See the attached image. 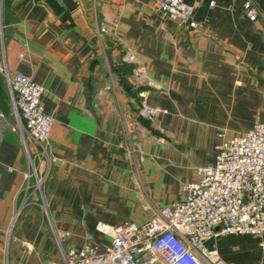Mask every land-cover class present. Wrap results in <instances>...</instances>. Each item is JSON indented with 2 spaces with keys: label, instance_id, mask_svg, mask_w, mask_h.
Returning a JSON list of instances; mask_svg holds the SVG:
<instances>
[{
  "label": "crops",
  "instance_id": "crops-1",
  "mask_svg": "<svg viewBox=\"0 0 264 264\" xmlns=\"http://www.w3.org/2000/svg\"><path fill=\"white\" fill-rule=\"evenodd\" d=\"M184 1L197 28L159 0H0V58L44 87L57 158L37 156L0 73V264H62L88 234L103 250L99 222H142L182 200L218 132L264 122V22L246 0ZM229 236L217 244L231 261Z\"/></svg>",
  "mask_w": 264,
  "mask_h": 264
},
{
  "label": "built area",
  "instance_id": "built-area-1",
  "mask_svg": "<svg viewBox=\"0 0 264 264\" xmlns=\"http://www.w3.org/2000/svg\"><path fill=\"white\" fill-rule=\"evenodd\" d=\"M243 8L251 21L264 22L251 0ZM158 10L181 26L198 27L194 4L159 0ZM0 73L8 78L13 106L25 134L39 148L37 156L56 161L49 147L53 117L42 101L44 87L22 71L10 72L1 58ZM142 113L151 116L156 110L143 107ZM217 136L214 159L197 168L196 178L184 185L182 200L142 222H99L97 230L110 237V243L101 250L88 234L81 247L67 251L62 264H235L221 255L218 237H264V122ZM31 175L41 187L45 176L39 175L34 162Z\"/></svg>",
  "mask_w": 264,
  "mask_h": 264
},
{
  "label": "rangeland",
  "instance_id": "rangeland-1",
  "mask_svg": "<svg viewBox=\"0 0 264 264\" xmlns=\"http://www.w3.org/2000/svg\"><path fill=\"white\" fill-rule=\"evenodd\" d=\"M251 237L253 236L231 235L227 240H220L219 246L232 253L231 261L237 264H264V237Z\"/></svg>",
  "mask_w": 264,
  "mask_h": 264
}]
</instances>
